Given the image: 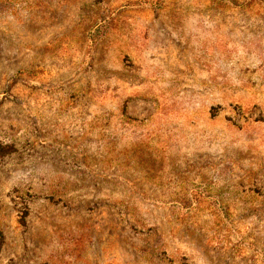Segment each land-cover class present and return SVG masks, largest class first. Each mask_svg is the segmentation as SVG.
Returning <instances> with one entry per match:
<instances>
[{
    "label": "rangeland",
    "instance_id": "rangeland-1",
    "mask_svg": "<svg viewBox=\"0 0 264 264\" xmlns=\"http://www.w3.org/2000/svg\"><path fill=\"white\" fill-rule=\"evenodd\" d=\"M0 264H264V0H0Z\"/></svg>",
    "mask_w": 264,
    "mask_h": 264
},
{
    "label": "trees",
    "instance_id": "trees-1",
    "mask_svg": "<svg viewBox=\"0 0 264 264\" xmlns=\"http://www.w3.org/2000/svg\"><path fill=\"white\" fill-rule=\"evenodd\" d=\"M11 151H13V147L12 146H2L0 145V155H4L7 153H10Z\"/></svg>",
    "mask_w": 264,
    "mask_h": 264
}]
</instances>
